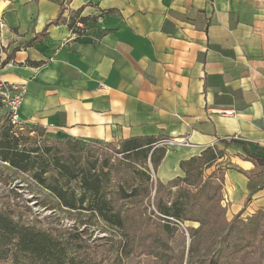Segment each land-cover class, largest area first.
Returning <instances> with one entry per match:
<instances>
[{
  "label": "crops",
  "instance_id": "1",
  "mask_svg": "<svg viewBox=\"0 0 264 264\" xmlns=\"http://www.w3.org/2000/svg\"><path fill=\"white\" fill-rule=\"evenodd\" d=\"M78 9L97 17V39L55 22L57 0H0V61L16 49L0 81L25 86L26 126L55 139H185L167 146L161 183L215 145L224 154L207 172L224 173L226 219L262 209L264 172L241 144L264 147V0H70L61 17Z\"/></svg>",
  "mask_w": 264,
  "mask_h": 264
},
{
  "label": "trees",
  "instance_id": "2",
  "mask_svg": "<svg viewBox=\"0 0 264 264\" xmlns=\"http://www.w3.org/2000/svg\"><path fill=\"white\" fill-rule=\"evenodd\" d=\"M57 2L60 12L55 22H65L76 39L101 35L96 16H82L78 9L62 18L70 0ZM76 21L82 23L81 28L75 26ZM15 50L0 61V68ZM13 129L6 114L0 121V161L28 173L67 211H88L118 230L120 240L114 255L96 256L92 247L87 246L86 253L77 243L66 245L77 248V255L87 262L99 264L100 259L103 264H122L125 257L143 256L139 264H261L254 255L261 241L264 260V209L245 217L239 211L226 219L221 192L224 173L219 167L207 172L224 149L207 146L199 155L181 160L183 175L161 183L150 172H156L167 148L154 144L167 137L145 135L105 142L49 138L40 125L24 126L21 130L26 136L14 134ZM29 138H38L43 146L20 145ZM90 144L99 145L98 150L90 153ZM241 145L244 157L264 172V147ZM106 150L113 153L107 155ZM183 227L188 231L187 243L177 253L170 242ZM66 246L46 230L16 221L7 208L0 207V258L4 264H83L82 258L74 263Z\"/></svg>",
  "mask_w": 264,
  "mask_h": 264
},
{
  "label": "rangeland",
  "instance_id": "3",
  "mask_svg": "<svg viewBox=\"0 0 264 264\" xmlns=\"http://www.w3.org/2000/svg\"><path fill=\"white\" fill-rule=\"evenodd\" d=\"M11 131L14 134L21 132L22 135H27L25 130L14 128ZM32 135L33 132H30L29 137ZM22 143L23 141L20 142L21 146H43V142L38 138H29L26 143ZM89 147L91 149L90 153H93L98 150L99 145L90 144ZM106 151L107 155L113 153L111 150ZM112 157L114 158L115 155H112ZM150 173L154 178V174ZM73 186L77 187L76 184H73ZM0 207L7 208L16 221L46 230L65 246L71 244V247H73L77 243L86 250V253L89 252V249H86L87 246L94 248L96 256H103L106 253L114 255V246L120 240L118 230L107 226L97 217L90 216L88 211H67L59 205L57 199L46 188L39 185L28 173L13 170L2 161H0ZM26 207L30 209V212L26 210ZM245 216L246 214L241 215V217ZM187 234L188 231L184 227L183 230L175 234L170 242L175 252L179 253L186 245ZM66 252L74 258V263L82 258L77 255L79 250L75 247L72 250L70 246H66ZM254 255L260 257L261 264H264V260L262 261V241L259 243ZM144 259L143 256L139 258L125 257L122 264H139ZM82 260L83 264H91L84 258ZM98 262L103 264L100 259ZM0 264H4L1 258Z\"/></svg>",
  "mask_w": 264,
  "mask_h": 264
},
{
  "label": "built area",
  "instance_id": "4",
  "mask_svg": "<svg viewBox=\"0 0 264 264\" xmlns=\"http://www.w3.org/2000/svg\"><path fill=\"white\" fill-rule=\"evenodd\" d=\"M75 26L82 27V23L75 22ZM71 35L75 38L77 35L70 30ZM25 86L22 84H9L0 81V104L6 109L8 115L9 124L16 129H22L26 124L20 117V106L25 94ZM187 141L185 139L181 141L173 140L170 138H162L158 140L154 146H174L184 145ZM224 200V199H223Z\"/></svg>",
  "mask_w": 264,
  "mask_h": 264
}]
</instances>
